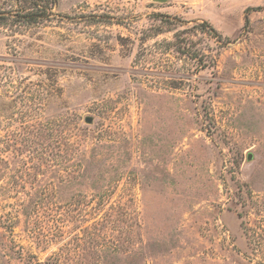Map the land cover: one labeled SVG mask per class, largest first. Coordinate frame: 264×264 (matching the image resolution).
Wrapping results in <instances>:
<instances>
[{
	"label": "rangeland",
	"instance_id": "1",
	"mask_svg": "<svg viewBox=\"0 0 264 264\" xmlns=\"http://www.w3.org/2000/svg\"><path fill=\"white\" fill-rule=\"evenodd\" d=\"M9 6L0 264H264V0Z\"/></svg>",
	"mask_w": 264,
	"mask_h": 264
},
{
	"label": "trees",
	"instance_id": "2",
	"mask_svg": "<svg viewBox=\"0 0 264 264\" xmlns=\"http://www.w3.org/2000/svg\"><path fill=\"white\" fill-rule=\"evenodd\" d=\"M10 3L9 10L6 12L8 17L15 18L18 24L22 26H31L36 25L40 22H43L48 19L50 15H52L53 10L57 6V0H8ZM210 31L216 33L215 30L210 27ZM220 37V36H218ZM175 40H177L175 38ZM181 43V42H179ZM177 51L184 53L187 55L186 45L182 43L178 46ZM188 57V56H187ZM195 59V58H194Z\"/></svg>",
	"mask_w": 264,
	"mask_h": 264
},
{
	"label": "water",
	"instance_id": "3",
	"mask_svg": "<svg viewBox=\"0 0 264 264\" xmlns=\"http://www.w3.org/2000/svg\"><path fill=\"white\" fill-rule=\"evenodd\" d=\"M156 1H160V2H162V1H165V0H156ZM88 122H90V120H87ZM248 160L250 159V155H248Z\"/></svg>",
	"mask_w": 264,
	"mask_h": 264
}]
</instances>
